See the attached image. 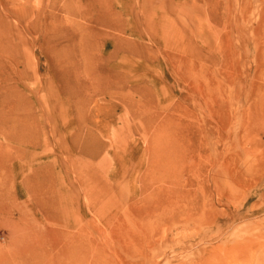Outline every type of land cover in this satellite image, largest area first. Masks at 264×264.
<instances>
[{"label": "rangeland", "instance_id": "1", "mask_svg": "<svg viewBox=\"0 0 264 264\" xmlns=\"http://www.w3.org/2000/svg\"><path fill=\"white\" fill-rule=\"evenodd\" d=\"M2 123L0 258L264 264V0H0Z\"/></svg>", "mask_w": 264, "mask_h": 264}, {"label": "bare ground", "instance_id": "2", "mask_svg": "<svg viewBox=\"0 0 264 264\" xmlns=\"http://www.w3.org/2000/svg\"><path fill=\"white\" fill-rule=\"evenodd\" d=\"M51 1V0H50ZM53 2V1H52ZM52 2H51V4H52ZM51 7H52V5H50ZM39 11H40V9H38ZM38 11V12H39ZM62 12H64V13H67V14H71V12H70V10L68 9V8H66V7H64L63 9H62ZM51 16H52V13H51ZM19 19L21 20V18L19 17ZM26 26H27V33H31V32H34V31H38L39 30V28H40V26H42V24H41V21L38 19V17H36L32 22L31 21H27V24H26ZM45 30H46V32L48 31V30H50V28L49 27H46L45 28ZM19 36H20V38L21 37H24L25 35H24V33L22 32L21 33V35L19 34ZM115 55H112L111 56V58H113ZM109 60V59H108ZM70 62V61H69ZM107 76H110V75H108V74H106L105 73V71L104 72H102L101 71V73H99L98 74V79L100 80V79H105ZM13 94H14V90H8L7 92H6V94L5 95H3L4 97H6V100H7V98H11V96H13ZM8 101V100H7ZM18 110V109H17ZM19 111V110H18ZM0 134L2 135V136H4L3 137V140L2 141H5L6 143H8V144H11L12 143V146H9V145H6V144H4L3 142H2V144L0 143V153H1V151L3 152V153H1V154H3L4 156H6V158L7 159H15L14 157H16V155H18V152L20 151V148H16V150H13V143L14 142H16L17 140H19L20 139V136H17L16 137V140L13 142V138H12V136L11 135H9V134H6V132H5V129H4V126H3V123H2V125H1V132H0ZM87 142V141H86ZM85 142V143H86ZM93 154V153H92ZM41 169H33V167L30 169V171H31V178H30V181H29V179H27V178H25V181L23 180V183H24V185L27 183V184H29L30 183V186H31V183H32V187H34V183H33V179L35 178L36 179V175L39 173V172H41L40 171ZM19 181H21V180H19ZM3 183V182H2ZM15 183L16 182H14V186H16L15 185ZM12 184H13V182H12ZM5 186V185H4ZM41 186H43V185H41ZM43 190H46V192H47V194L50 192V189H49V186H45V187H43ZM1 191V190H0ZM8 192H4V191H2V193H0V201H2V202H4V201H6V199H7V202H8ZM222 194V193H221ZM62 196V195H61ZM223 196V195H222ZM14 198H15V196H14ZM64 198V197H63ZM63 201H64V199H63ZM67 204H65V202L62 204V203H60V206H63V207H65ZM39 206H42V207H45L46 206V204H45V202H44V199H42V201H40L39 202ZM67 221H70V220H67ZM207 222V221H206ZM65 223V222H64ZM75 223L74 222H72V221H70V222H68L67 224H66V227H72L73 225H74ZM64 228V227H63ZM80 248V246H77V249H79ZM81 249H82V247H81ZM65 250H68V249H63V250H58L57 252H56V258H44V257H42V258H38V259H33V258H28V257H23V258H19V259H15V258H0V264H64L61 260H60V258H59V256L58 255H60L62 252H65ZM78 252V251H77ZM44 254V253H43ZM48 259V260H47Z\"/></svg>", "mask_w": 264, "mask_h": 264}]
</instances>
